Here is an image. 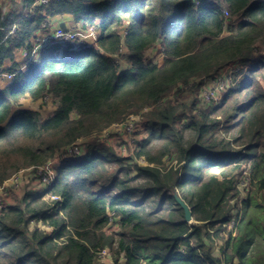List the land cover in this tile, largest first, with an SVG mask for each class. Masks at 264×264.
<instances>
[{"label":"trees","instance_id":"1","mask_svg":"<svg viewBox=\"0 0 264 264\" xmlns=\"http://www.w3.org/2000/svg\"><path fill=\"white\" fill-rule=\"evenodd\" d=\"M32 13L0 8V76L13 75L0 88V186L21 166L39 168L80 138L90 151L57 167L48 191L60 201L53 205L30 188L0 211V264H99L107 247L115 250L114 264H264V234L263 243L257 239L264 228V56L256 55L264 42V0H53L39 1ZM64 14L84 31L97 26V42L66 43L57 58L61 43L52 39L32 58L33 38L49 18ZM24 47L22 69L15 51ZM155 49L164 54L162 64L148 61ZM7 60L13 62L4 67ZM236 62L245 78L231 79L219 102L205 103L203 85ZM47 96L57 102L49 116L22 105ZM145 107L149 135L136 156L148 165H128L140 180L131 185L107 167H122L127 158L96 150L91 138ZM189 133L195 140L188 145ZM229 135L247 148L232 150ZM173 157L175 166L162 167ZM246 163L256 187L241 200L243 209L254 208L243 217L232 201ZM178 189L194 224L185 220ZM112 216L121 231H107ZM232 221L216 255L210 230L219 237Z\"/></svg>","mask_w":264,"mask_h":264},{"label":"built area","instance_id":"2","mask_svg":"<svg viewBox=\"0 0 264 264\" xmlns=\"http://www.w3.org/2000/svg\"><path fill=\"white\" fill-rule=\"evenodd\" d=\"M42 4H49L53 0H39ZM59 1V0H57ZM226 14L229 15V12L226 11ZM91 30L95 40H98V27H91ZM82 38L80 32L75 29L65 30L63 28H57L54 31V39L58 40L61 43V47L56 52L57 58H61L63 55V48L66 43L81 40ZM44 39L37 38L36 41L38 43H42ZM117 61L122 62L121 55L117 56ZM241 68L238 62L230 64L222 68L217 74H214L213 84L208 88H205L201 92V96L205 102H215L216 94L220 92L222 89H225L228 82L231 80V75L234 71H237ZM233 70V71H230ZM10 77L13 75L10 74ZM151 108L145 107L140 114H129L124 119L114 122L108 127H105L98 136L97 139L100 142H106L108 145L115 148V151L118 155L122 157H135L136 152L140 149L142 142L144 141L143 135L146 137L148 136L149 131V123L147 118H145V112H149ZM111 126H116L117 129L115 131H109ZM118 145V146H117ZM88 143L84 138H80L76 141V143L72 144L70 147L58 151L55 156L49 160L43 166L36 168L31 167V175L30 179L26 178L28 182L36 181V185L38 188L36 190L40 191L41 194H44V198L52 199V201H60L62 197L60 195H53L48 191L53 182L56 180V170L57 167L66 164L67 161L71 159H81L85 157L89 153ZM172 162L175 166L177 164V160L169 161L166 158V163ZM144 165H148V162H144ZM33 175V176H32ZM25 177L23 174L18 173L11 176L8 180L11 179V185L6 187L5 184L8 180L4 182L2 186H0V211L7 209V207L11 204V199L14 200L15 196L18 192L23 190V185ZM30 189V188H28ZM27 190V189H26ZM25 192V189L23 193ZM20 194V193H18ZM22 194V193H21ZM24 195V194H23ZM53 204V203H52ZM113 221V218L111 217ZM41 222V221H40ZM102 263L109 264L111 261V256L109 250L106 251L105 249L99 253L98 256Z\"/></svg>","mask_w":264,"mask_h":264},{"label":"rangeland","instance_id":"3","mask_svg":"<svg viewBox=\"0 0 264 264\" xmlns=\"http://www.w3.org/2000/svg\"><path fill=\"white\" fill-rule=\"evenodd\" d=\"M6 4V5H9V3H7V0H0V5L2 4ZM41 44V47H42V45H43V42L42 43H40ZM38 45V44H37ZM258 48H259V50L261 51V55H259V53H257L256 55H258V56H264V42L263 43H259V45H258ZM155 51H156V49H155ZM158 51V50H157ZM157 51L156 52H153V50H149L148 52H147V55H148V61L149 60H151L152 62H154V63H160V64H162L163 63V56H164V54L161 52V54L159 55L158 53H157ZM36 58L38 57V55H36L35 56ZM257 57V56H256ZM122 63V62H121ZM124 64H125V66H128V64L126 63V62H124ZM123 64V65H124ZM127 64V65H126ZM238 64H239V62H238ZM253 65H255V64H253ZM252 65V66H253ZM244 69H245V66H243V68H240L239 70H237V71H234L233 73H232V75H231V79H232V81H233V84L234 83H237V82H239V81H241V80H243V78H245V76L243 77V72H244ZM221 70V69H220ZM219 70V71H220ZM218 71V72H219ZM230 71H233V70H230ZM218 72H216V73H213V75L214 74H217ZM235 76H237V78L236 79H234L235 78ZM1 82V81H0ZM210 82V80H208V83ZM204 87H203V89H202V91L205 89V88H208L209 87V85L208 84H204L203 85ZM228 87V85L225 87V89H222L220 92H218L217 94H216V100H218V101H215V103L216 102H219L220 101V99L223 97V93L227 90L226 88ZM205 102V101H204ZM205 103H208V102H205ZM210 103V102H209ZM211 104H212V102H211ZM22 105H24L25 107H27V108H31V109H34V110H36V111H38V112H40L41 114H42V116H49L50 114H52L53 113V111H54V109L56 108V106H57V102L55 101V99L54 98H52V97H49V96H47V97H45L44 99H42V100H40V101H37V102H35V101H32L31 99H26L24 102H22ZM212 105H214V104H212ZM143 110V109H142ZM142 110H137V111H132L130 114H132V113H134V114H140L141 113V111ZM206 110H209V107H206ZM196 112V111H195ZM146 114L144 115L145 116V118H149V116H147V114H148V112H145ZM217 114V113H216ZM222 116H224L223 114H221V115H219V117L220 118H222ZM222 126V125H221ZM117 129V127L116 126H111L110 127V129H109V131H115ZM221 130L222 131H224L225 132V128H221ZM148 133V135H149V131L147 132ZM226 133V132H225ZM232 134H234V131H232V133L230 134V135H232ZM101 135H103V134H98V136H101ZM229 135V137H228V139L229 140H231L230 142H231V146H232V150H240V151H244V149L243 148H247V144L248 143H246V144H244L243 142H239V141H237V139H235L234 140V137H232V136H230ZM143 138L145 139L146 138V136L145 135H143ZM93 141H92V143L93 144H91V145H93L94 147H96L97 149L96 150H98L99 148L100 149H102V147L104 146V148H106V149H108V150H110V151H113L114 153H116V151H115V148H113L112 146H110V145H108L105 141L104 142H100L98 139H97V137H95V136H93V138H91ZM87 140V139H86ZM195 140V137L191 134V133H189L188 135H187V144L189 145L191 142H193ZM89 144V143H88ZM155 144L156 145H160V142L158 141V142H155ZM118 146V145H117ZM242 153V152H241ZM241 153H240V155L238 156V157H241ZM117 154V153H116ZM118 155V154H117ZM118 156H121V155H118ZM176 156V155H175ZM122 157V156H121ZM127 159L125 160V162L123 163V165H122V167H121V164H120V162H112V163H107V167H109L110 169H114V170H119V175L122 177V178H125V179H128V182H129V184H131V185H137L139 182H140V180L138 179V177H136L135 178V176H137V169L136 168H134V169H132L131 170V172L130 173H128L127 172V170H126V168L127 167H129L128 165H130V166H133V165H135L134 163L135 162H137V164H141V165H143L144 164V162H147V160H145L144 158H138L137 156L136 157H133V158H129V157H126ZM173 159H175V160H177L176 159V157H173ZM173 159H168L169 161H172ZM245 163V162H244ZM183 164H185V162H183ZM172 165H173V163L172 162H167V163H165L164 165H162V167H165L166 168V170H169V169H171L172 168ZM246 168H245V170L242 172V174L241 175H239V177H238V180H237V182L236 183H238V187H239V190H240V195H239V197L237 198V199H235V200H233L232 201V204H234L237 208H235V213H238L239 214V212H240V214H241V216H245V214H246V211L247 212H252L253 210H254V208H253V206L251 205V208H250V211H248L247 209H243V205H241V200H242V198L243 197H245L249 192H250V190H251V188L253 189V192H254V189H255V185L253 184V187H252V182H251V172L247 169V167L249 166V163L247 164H245L244 165ZM31 167H33V166H21L20 168H19V170H17V171H14L11 175H10V177L11 176H13L14 174H18V173H21V174H23L24 175V177H25V180L23 179V181H24V185H23V190L22 191H20V192H18V193H20V194H18L17 193V195L15 196V198H14V200H12L11 199V203L12 204H14V203H17V202H20L21 201V199H22V197H23V191H24V189L26 190V189H28V188H38V185H36V181H31L30 180V182H28L27 180H26V178H29L30 177V175H31V173H32V171H31ZM219 171V170H218ZM221 171V170H220ZM33 176V175H32ZM9 177V178H10ZM250 177V178H249ZM8 178V179H9ZM134 178V179H133ZM7 179V180H8ZM30 179V178H29ZM101 181H104V179H102ZM11 185V179L10 180H8L7 182H6V184H5V186L6 187H9ZM22 193V194H21ZM182 193H181V190L180 189H178L176 192H175V195H177V196H179V197H181L182 198V195H181ZM46 200H48V202H51V203H53V205H54V201H52V199H48V198H45ZM261 201V200H260ZM263 202H264V199H263ZM260 210L261 211H263L264 212V208H260ZM112 218H113V221L111 222V225H113V228H107V231L108 232H112V231H114V230H116V231H121L122 230V228L120 227V224H118L119 223V219L118 218H116V217H114V216H112ZM237 221H238V219H237ZM190 223H196V221H195V219L192 221V222H190ZM35 224H38V225H40V226H42V227H44V228H46L48 231H50V232H52L53 231V228L52 227H49L48 225H45L44 226V223L43 222H40V221H33V222H31V225H35ZM235 224L236 223H234V221H232V222H230L229 223V225H228V229H227V231L226 232H223V234H221L219 237L217 236V234H216V230L213 228V229H211L210 230V232H211V235L212 236H214V239H212L211 241H212V243H210V244H212V247H213V251H214V253L216 254V255H222V248H223V246H224V244H225V242H226V238H228V230H231L232 229V227H233V225L235 226ZM215 230V231H214ZM213 231H214V233H213ZM262 234H264V228H262L261 227V232H260V236L259 235H257L258 237H257V239H258V241L259 242H261V243H263V241H262V239H261V236H262ZM115 247H116V245H115ZM255 248V247H254ZM262 248L264 249V247L262 246ZM106 251H108L109 250V253H110V256H111V261L109 262V264H114V262H115V260L114 259H116V253H115V250H113L111 247H107L106 249H105ZM124 258V256H122V255H120V260L122 261V260H124L123 259ZM97 263H99V264H101L102 262H101V260H100V258H98V260H97Z\"/></svg>","mask_w":264,"mask_h":264},{"label":"crops","instance_id":"4","mask_svg":"<svg viewBox=\"0 0 264 264\" xmlns=\"http://www.w3.org/2000/svg\"><path fill=\"white\" fill-rule=\"evenodd\" d=\"M38 2L39 1L34 0V4H30V3H28V0H7V3H9V5H6L5 3L3 5L1 4L0 8L5 10L6 12L15 10L18 12V14H22L23 16H30L33 14L32 13L33 8H34V6L37 5ZM127 24H128V22H127ZM43 27L44 28L41 29L36 34V37L33 38V40H32V44L34 46L32 58H34L35 60H38L40 58L41 48L47 47L53 43L52 39H54V31L60 27L78 30L82 36V38H80L81 39L80 41L82 43H84V45L87 43L94 45V43L97 42V40H95L91 30H89L90 28L88 30L84 31L81 28V24L76 23L74 16L71 14H64L61 16L49 18L48 22L45 23V25H43ZM97 33L99 36L100 35L99 28H98ZM37 38L44 39L42 47H41V44L36 41ZM36 55H38L37 58L35 57ZM28 58L29 57L27 55V51H26L25 47L21 48V49H17L15 51V61L19 63V65L22 69L23 68L25 69L27 67ZM12 62L13 61H11V60H7L4 67H9L12 64ZM9 75H10V72H4L3 74H1V76H0V81H1L0 82V88H4L7 84H9L12 81V77H10Z\"/></svg>","mask_w":264,"mask_h":264},{"label":"water","instance_id":"5","mask_svg":"<svg viewBox=\"0 0 264 264\" xmlns=\"http://www.w3.org/2000/svg\"><path fill=\"white\" fill-rule=\"evenodd\" d=\"M176 199L178 203L182 206L185 212V220L188 222H192L194 220L193 212L190 205L181 197L176 195Z\"/></svg>","mask_w":264,"mask_h":264}]
</instances>
